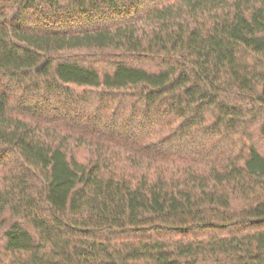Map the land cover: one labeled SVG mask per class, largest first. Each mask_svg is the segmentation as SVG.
Here are the masks:
<instances>
[{
	"label": "trees",
	"instance_id": "16d2710c",
	"mask_svg": "<svg viewBox=\"0 0 264 264\" xmlns=\"http://www.w3.org/2000/svg\"><path fill=\"white\" fill-rule=\"evenodd\" d=\"M0 264H264V0H0Z\"/></svg>",
	"mask_w": 264,
	"mask_h": 264
}]
</instances>
